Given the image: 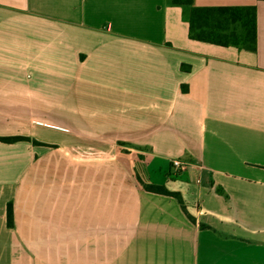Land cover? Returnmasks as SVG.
Listing matches in <instances>:
<instances>
[{
  "label": "crops",
  "instance_id": "0c3cea01",
  "mask_svg": "<svg viewBox=\"0 0 264 264\" xmlns=\"http://www.w3.org/2000/svg\"><path fill=\"white\" fill-rule=\"evenodd\" d=\"M194 6H256L257 50L172 0H0V137L29 139L0 141V264H264V1Z\"/></svg>",
  "mask_w": 264,
  "mask_h": 264
},
{
  "label": "trees",
  "instance_id": "16d2710c",
  "mask_svg": "<svg viewBox=\"0 0 264 264\" xmlns=\"http://www.w3.org/2000/svg\"><path fill=\"white\" fill-rule=\"evenodd\" d=\"M174 4L188 7L186 16L189 21V37L192 40L222 47H236L240 50L255 52L258 40V21L256 6H194V0H172ZM264 1V0H259ZM184 90L185 87H183ZM29 140L23 137H0L5 143ZM36 145H44L34 142ZM146 191L172 196L184 208L179 193L170 192L158 185H144ZM9 225L13 223V211L7 210Z\"/></svg>",
  "mask_w": 264,
  "mask_h": 264
},
{
  "label": "built area",
  "instance_id": "2783aa9c",
  "mask_svg": "<svg viewBox=\"0 0 264 264\" xmlns=\"http://www.w3.org/2000/svg\"><path fill=\"white\" fill-rule=\"evenodd\" d=\"M187 169V164L181 159H174L171 164L170 175L178 176L182 175Z\"/></svg>",
  "mask_w": 264,
  "mask_h": 264
}]
</instances>
